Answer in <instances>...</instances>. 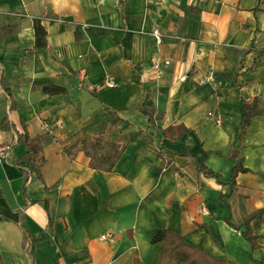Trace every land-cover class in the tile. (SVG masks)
<instances>
[{
  "label": "crops",
  "instance_id": "obj_1",
  "mask_svg": "<svg viewBox=\"0 0 264 264\" xmlns=\"http://www.w3.org/2000/svg\"><path fill=\"white\" fill-rule=\"evenodd\" d=\"M254 97L264 107V0H0L3 264H159L162 227L228 264H262L264 213L258 247L242 234L264 208V113L242 124ZM85 134L125 145L112 170L67 155Z\"/></svg>",
  "mask_w": 264,
  "mask_h": 264
},
{
  "label": "trees",
  "instance_id": "obj_2",
  "mask_svg": "<svg viewBox=\"0 0 264 264\" xmlns=\"http://www.w3.org/2000/svg\"><path fill=\"white\" fill-rule=\"evenodd\" d=\"M35 30V41L34 46L37 48H43L47 44L46 40V28L40 19L34 21ZM44 90L50 93H59L64 91V87L58 86H44ZM244 112L242 116V124L248 125L252 118L257 115L264 113V107L260 106L258 98L254 97L251 103L244 101ZM144 112L153 115V113L144 109ZM3 124V123H1ZM182 129L183 125L178 126ZM177 127L169 126L165 129L166 136H172L173 130ZM18 139L24 142L28 147L27 163L34 168L41 180L43 175L40 170V163L42 160V146L39 136H31L26 130L24 124V130L19 134ZM125 145L118 142H114L106 139L104 135H82L75 143L66 147L67 155L74 160L79 151H83L89 158V166L102 171H110L115 166L118 159L121 157L124 151ZM163 158L162 165L166 166L169 161H165V157L160 154ZM23 165V162H19ZM199 168L204 170L205 173L211 174L213 170L200 165ZM246 167L243 165L242 158L233 165L234 172L244 170ZM232 184L234 181L231 182ZM264 213V208L249 213L244 219L245 229L242 230L243 236L251 243L252 248L258 247L257 239L258 235L254 233L252 227V221L259 215ZM152 242L162 243V249L160 254L159 264H228V260L224 258H218L203 248L188 243L183 236L170 228H158L152 236ZM264 264V259L261 262ZM0 264H3L2 257L0 254ZM135 264H144V262L138 257H135Z\"/></svg>",
  "mask_w": 264,
  "mask_h": 264
},
{
  "label": "built area",
  "instance_id": "obj_3",
  "mask_svg": "<svg viewBox=\"0 0 264 264\" xmlns=\"http://www.w3.org/2000/svg\"><path fill=\"white\" fill-rule=\"evenodd\" d=\"M156 34H158V36L160 35V33L158 31H156ZM154 67L156 70H158L160 68V62L157 61L154 63ZM182 78H184V76H182ZM213 79V74H209L204 81L208 82L211 81ZM103 83L109 87H114L116 86V81L112 78V77H105L103 80ZM209 115L213 116L212 112H209ZM217 122L220 123L221 119L220 118H216ZM11 149V144H0V163L3 162L6 157H8L9 151ZM203 211H206V207L203 206L202 207ZM108 234L103 235L102 237L105 238ZM68 264H75V263H68Z\"/></svg>",
  "mask_w": 264,
  "mask_h": 264
}]
</instances>
